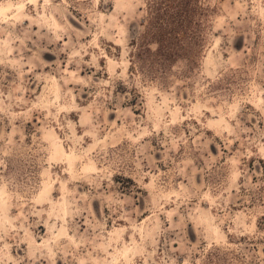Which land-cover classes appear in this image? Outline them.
<instances>
[{
    "label": "rangeland",
    "instance_id": "374dc122",
    "mask_svg": "<svg viewBox=\"0 0 264 264\" xmlns=\"http://www.w3.org/2000/svg\"><path fill=\"white\" fill-rule=\"evenodd\" d=\"M188 1L0 0V264H264V0Z\"/></svg>",
    "mask_w": 264,
    "mask_h": 264
},
{
    "label": "trees",
    "instance_id": "16d2710c",
    "mask_svg": "<svg viewBox=\"0 0 264 264\" xmlns=\"http://www.w3.org/2000/svg\"><path fill=\"white\" fill-rule=\"evenodd\" d=\"M170 3H173L174 6L177 5L176 9L174 10L175 15L172 16L173 19H171V16H167L168 20H169V25L170 26H174L175 28L178 29H183L186 27V25L190 24V19H191V15L194 12L191 9V4L188 0H170ZM156 13H157V19L158 20H162L164 16V14H162L160 12V9H156ZM177 20V21H174Z\"/></svg>",
    "mask_w": 264,
    "mask_h": 264
},
{
    "label": "bare ground",
    "instance_id": "6f19581e",
    "mask_svg": "<svg viewBox=\"0 0 264 264\" xmlns=\"http://www.w3.org/2000/svg\"><path fill=\"white\" fill-rule=\"evenodd\" d=\"M3 7V6H2ZM8 7V6H7ZM10 8V7H9ZM8 10V9H7ZM2 13V12H1Z\"/></svg>",
    "mask_w": 264,
    "mask_h": 264
}]
</instances>
